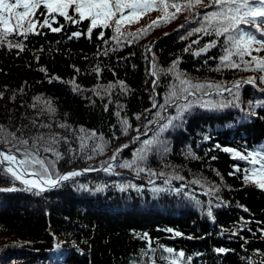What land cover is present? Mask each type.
<instances>
[{
	"label": "trees",
	"instance_id": "16d2710c",
	"mask_svg": "<svg viewBox=\"0 0 264 264\" xmlns=\"http://www.w3.org/2000/svg\"><path fill=\"white\" fill-rule=\"evenodd\" d=\"M208 4L204 0L200 6L182 10L171 22L161 23L138 39L127 34L136 33L139 27L125 25L119 43L112 39L113 28L95 29L88 38L90 21L73 24L57 17L64 25L59 33L38 29L42 35L29 34L26 39L10 36L14 45H24L23 51L0 44V144L19 158L25 150L35 154L54 175L73 165L104 166L116 154L118 143L127 141L147 114L143 132L152 129L144 137L153 140L167 118L177 114V105H193L159 134V142L144 153L145 159H137L144 144L136 148L138 151L131 148L115 163L116 173L110 169L81 173L39 195L23 190L0 192V264H52L51 249L56 244L61 245L62 253L56 264H133L140 259V250L147 247L138 235L143 233L152 239L157 258L162 245L184 251L186 257H192L191 264H258V252L264 253V191L245 184L243 171L235 172V166L243 170L249 164L214 147L224 144L246 152L264 145V107H256L257 102L264 103V93L258 90L264 83L259 82V72L221 64L223 37L208 52L194 55L217 39L203 32L182 34L184 25L201 26L206 9L213 7ZM245 28L253 31L251 26ZM74 31L82 35L69 39ZM161 34L153 45L159 82L152 88L148 49ZM258 55L264 56V52ZM174 61L188 76H173L169 70ZM197 77L219 79L223 85L207 98L202 94L207 87L194 96L183 89L173 90L176 81L193 83ZM249 77L257 78L256 86L244 83ZM73 81L78 91L73 90ZM237 81L242 85L241 109H234L237 104L231 102L236 95L224 91ZM153 89L159 92L157 100ZM173 91L176 95L170 98ZM177 98L170 108L168 104ZM154 103L157 106L149 110ZM221 103L229 106H201ZM124 120L130 125L126 131ZM93 132L95 136H91ZM22 139L28 144L20 146ZM33 140L36 149L29 147ZM133 160L136 163L131 167L121 166ZM141 168L144 171H138ZM127 171L131 173H124ZM192 176L198 183L190 181ZM205 178L221 191L209 189L211 181L206 180V184ZM10 186L11 179L0 176V188ZM14 186L23 188L18 181ZM157 188L165 190L154 191ZM209 201L214 220L206 214ZM169 228L183 235L175 237L174 232L166 231ZM217 248L226 251L218 254ZM158 264L162 262L158 260Z\"/></svg>",
	"mask_w": 264,
	"mask_h": 264
},
{
	"label": "snow or ice",
	"instance_id": "6c2138e0",
	"mask_svg": "<svg viewBox=\"0 0 264 264\" xmlns=\"http://www.w3.org/2000/svg\"><path fill=\"white\" fill-rule=\"evenodd\" d=\"M201 3H204V0H186L184 3H182L181 0H0V44L7 43L9 49L16 47L20 51H23L24 45L19 42L14 45L9 37L15 35L26 39L29 34L42 35L43 33L38 29H48L53 33H59L63 30L64 25L60 23L57 17H61L64 21L73 24H78L85 20L90 21V25L87 27L88 38H91L95 29L113 28L114 35L112 39L119 43V37L125 35L122 28L125 25L138 23L139 20L149 12L161 11L163 16L158 17L157 20L152 21L143 29H139L136 33H128V36L138 39L153 28L159 27L161 23L166 24L171 22V20L177 18V14L182 10L190 9ZM210 5H214L217 10L206 13L203 17L201 26L193 29L189 32V35L203 32L204 35L214 34L217 39L209 41L199 52L194 53V55L198 56L208 52L211 48L216 47L219 38L223 37L225 54L220 57L221 64L231 69L259 72V82L264 83V56L258 55L264 52V26H262L264 25V0H210ZM168 9H174L175 11L169 12ZM70 10L72 11V15L69 14ZM41 17H43L42 21ZM54 24L59 26H53ZM245 26H251L253 31L246 30ZM81 35L82 33L80 31H74L70 34L69 39L79 38ZM103 37L104 32L100 31L99 38L103 39ZM193 43H199V41H193ZM188 50L189 49H185V51ZM148 51H151V49H148ZM253 53H256V55ZM105 54L107 53L105 52ZM233 57H236V59H233ZM154 59L155 57L153 56V60ZM176 63H178V61L173 62V68L169 71L175 69ZM152 67L153 71L151 75L158 79V73L155 71L154 63ZM41 71L46 70L41 69ZM76 71L79 70L76 69ZM96 71L99 72V69H96ZM177 79H180L179 73L177 74ZM156 82V80H153V88H155ZM71 83L74 84V81ZM180 83L182 86H186L183 88V91L193 96L197 91L205 89L206 87L216 88L218 90L222 87L221 85L215 84H193L186 79H181ZM244 83L256 86L257 78L249 77ZM240 86V81L234 83L233 88L236 89V93L239 92ZM120 87L122 90H126V86L123 82H120ZM233 88H224V91L231 93L233 92ZM73 90L78 91V86L74 84ZM258 90L264 93V88ZM175 95V91L171 92L170 98ZM184 99L187 101V96H185ZM156 106L157 105L154 103L153 107ZM192 106L193 105L190 103H185L183 106L177 105V114L175 116H169L167 122L160 126L157 138L145 140L143 142L145 147L137 154V159H145L144 153L150 149L154 143L159 142V134L172 126L174 120L181 119L183 113L189 111ZM201 106L211 109H222L229 105L221 103L219 105L211 104ZM160 107L163 108L164 105H160ZM256 107H264V103L257 102ZM252 114L255 115V113ZM157 115L159 116L160 114L157 113ZM137 119H139V117H137ZM161 119H164V117H161ZM149 123H151V121H149ZM122 124L125 126V131L130 127L127 120L122 121ZM83 131L84 130L81 129V132ZM11 135L15 137V133ZM95 135L94 132L91 134V136ZM205 139H208V137H205ZM83 140L84 137H81V147H84ZM18 142L22 145L28 144L27 140H19ZM13 147H15V145H13ZM123 147L127 146L125 145ZM216 147L220 148L219 145H216ZM97 148L102 150V146H97ZM93 150L96 151L97 149ZM166 150L167 149H165V151ZM221 150L230 153L233 159L245 161L249 164L250 167L243 170L239 166H235V172L243 171L245 184L252 183L257 188L264 191V145L246 152H240L230 147H224ZM16 151L19 152L20 149L16 148ZM45 151H50V149H45ZM56 155L57 158H59V153ZM21 156L23 158H19L14 154L11 148L8 151H0V176L8 177L13 182V186L0 188V192L23 190L34 192L39 195L44 191L57 187L63 181L81 175L79 171H71L64 175H54L50 171V166L46 165V162L38 158L35 154L25 150L21 153ZM213 159H215V157H213ZM113 160H115V155L113 156ZM135 163L136 160H133L131 163L124 162L121 166L131 167ZM36 165L39 166L38 171H29V167ZM110 168L111 165L104 170L108 171ZM138 171H144V169L141 168ZM235 172L230 174H235ZM161 175L163 174L161 173ZM173 178L178 180L183 179V177L180 176H175ZM17 181L23 185L22 189L14 186ZM193 183H198V181H194ZM165 184H170V180H165ZM164 190L165 189L160 188L154 189L156 192ZM175 191L179 193L181 189H175ZM197 203L199 204L200 202L197 201ZM216 206L220 207L221 205L217 204ZM244 211H248V209L245 208ZM206 214L209 218L214 220L211 201H209ZM166 231L170 233L174 232V230L170 228L166 229ZM261 234L264 235V228L261 229ZM138 235L140 239L146 242L147 247L140 250V259L134 260L133 264H158V260L162 262V264H191L192 257H186L184 251L181 250L177 252L171 247H164L162 245L160 246L161 254L159 258H157L155 256L157 249L152 247V239L149 237L148 233ZM182 235L183 234L179 231L174 232L175 237ZM192 238L191 236L188 237V239ZM51 251L53 256L50 259L52 264H56L57 261L62 259L61 245L56 244ZM215 251L218 254H223L226 250L224 248H217ZM150 253L151 255H149ZM165 253L167 255H164ZM258 255L261 256V260L258 264H264V253L258 252Z\"/></svg>",
	"mask_w": 264,
	"mask_h": 264
},
{
	"label": "rangeland",
	"instance_id": "374dc122",
	"mask_svg": "<svg viewBox=\"0 0 264 264\" xmlns=\"http://www.w3.org/2000/svg\"><path fill=\"white\" fill-rule=\"evenodd\" d=\"M209 1V4H208V6H212V5H210V0H208ZM181 2L183 3V1L181 0ZM202 4V3H201ZM200 4V5H201ZM200 5H197V6H200ZM207 6V7H208ZM207 10V12H211V11H216L217 10V8L213 5V7H211L210 9H206ZM168 11L169 12H173V11H175L174 9H168ZM163 16V13L161 12V11H152V12H149L148 14H146L144 17H142L140 20H139V22L138 23H134L137 27H139V29H143L145 26H147L148 24H150L151 23V21H153V20H157V18L158 17H162ZM190 20H192V21H195L194 19H189V21ZM191 21V22H192ZM187 21L186 20H184V22H183V24L184 23H186ZM180 23V22H179ZM195 26H196V24H187V25H184V30L182 31L183 33L182 34H184V33H186V32H190V30L192 31L194 28H195ZM179 33H181L180 31H179ZM162 35V34H161ZM161 35H159V36H161ZM159 36H158V38H159ZM158 38H156L154 41H153V43L151 44V46H150V49H151V51H149V56H150V58H151V62H150V65H151V67H152V65H153V63L155 64V71H156V69H157V61L154 59L153 60V53H152V51H153V45L155 44V42H156V40H158ZM178 65H179V63H176V66H175V69L174 70H172L171 71V73L173 74V76H176L177 77V74L179 73L180 74V78L181 77H186V76H188L186 73H184L183 72V69H181L180 67H178ZM153 68V67H152ZM173 68V65L172 66H170V69H172ZM157 72V71H156ZM158 73V72H157ZM158 76H159V74H158ZM154 77V76H153ZM157 78V77H156ZM153 79V78H152ZM151 79V80H152ZM159 82V78L157 79V82H156V84ZM176 83V85H177V87H173V90H175L176 88L177 89H183L184 87H186V86H182L181 85V83H180V80H178V81H176L175 82ZM193 83H209V84H215V85H223L222 84V82L219 80V79H212V78H208V77H197L196 78V80L195 81H193ZM150 84H151V82H150ZM242 86V85H241ZM240 86V87H241ZM231 87V86H230ZM207 90L205 91V92H202V94H204L205 95V97L207 98V96L209 95V94H211V93H213V91L216 89V88H206ZM222 90V89H221ZM153 91H154V95H155V91H157V93H158V95L156 96V97H154V99L156 98V100H157V98H158V96H159V92H158V90L157 89H153ZM217 91H220V89L218 90L217 89ZM185 92V91H184ZM231 95H236L235 97H234V99H233V101H231L232 103H235V104H237V106L236 107H234V109H241V104H240V90H239V92L238 93H236V89H233V92H229V96H231ZM167 96L168 95H166L165 96V100H167ZM237 96H238V98H237ZM155 100V101H156ZM178 101V98L176 99V100H174V101H172L171 100V102L168 104V106L171 108V106L172 105H174L176 102ZM230 105H231V103H229ZM153 107V105L150 107V109L149 110H151V108ZM155 108V107H154ZM153 108V109H154ZM152 109V110H153ZM227 112V111H226ZM160 113V112H159ZM148 117V114L140 121V122H142V123H140V125H139V127H137V129L136 130H134L128 137H127V141L125 140L124 142H128L129 140H133V141H135L136 140V143L134 144V146L132 147V149L131 150H135V151H138L136 148L139 146V145H142V144H144L143 142L146 140V137H144L145 135L146 136H148L149 134H150V132H151V129H152V127L148 130V131H145V132H143V129L145 128V126L146 125H148V124H146V125H144V128H143V123H144V120L146 121V120H148L149 119V117ZM152 124V123H151ZM156 124V122H153V125H155ZM137 130H139V131H137ZM225 135H227V136H231L229 133H226ZM137 136H138V138H137ZM140 139V140H139ZM22 140H24V139H22ZM139 140V141H138ZM124 142H122V143H124ZM7 143H9V142H7ZM217 143L218 144H221L219 141H217ZM20 146H25V145H22V144H20V143H18ZM35 144V142H34V140L30 143V145H29V147L30 148H33V149H36V146L34 145ZM119 144L120 143H118V145H117V148L119 147ZM221 146L222 147H220V148H224V147H230V148H234V149H237L238 151H240V152H245V151H243V150H239L238 148H235V147H232V146H226V145H224V144H221ZM0 147H2L1 146V144H0ZM4 148V147H3ZM214 148H216V145H215V147ZM60 149V148H59ZM61 150V149H60ZM130 150V151H131ZM33 168H35V169H37L36 167H39L38 165H36V166H32ZM112 171H114L115 172V167H114V169L112 170ZM128 172H130V171H128ZM128 172H124V173H128ZM116 173V172H115ZM131 173V172H130ZM189 174H191V175H197L196 173H193V172H189ZM141 177V176H140ZM139 177V178H140ZM196 179L194 176H192L191 177V179H190V181L191 182H193V180L192 179ZM206 180H209V179H207V178H205V183H206ZM209 181H211V180H209ZM207 184V183H206ZM208 188L209 189H216V190H220V187L215 183V182H213V181H211L208 185ZM221 191V190H220Z\"/></svg>",
	"mask_w": 264,
	"mask_h": 264
},
{
	"label": "water",
	"instance_id": "95a60500",
	"mask_svg": "<svg viewBox=\"0 0 264 264\" xmlns=\"http://www.w3.org/2000/svg\"><path fill=\"white\" fill-rule=\"evenodd\" d=\"M161 37H162V35L159 36V38H161ZM152 71H153V68H152ZM153 80L157 81V78L153 77V79L151 80V87L152 88H153ZM157 95H158V93H157V91H155L154 97H156ZM153 108L154 107H152L151 110ZM137 138H138V136H137ZM135 143H136V140L135 141L129 140L128 142L120 143V145H119V147L117 149V152L115 154V160H113V158H112L107 164H105L104 166H102L100 168L93 169V168L85 167L84 165H73V166H70L67 170L63 171L60 175L67 174V173H69L71 171H79L81 173H90V172L97 171V170H100V169H107V168H109V165H111L110 170H113L114 167H115V163L120 162L122 160V158L124 157V155L128 151H130V149L134 146ZM125 145L127 147H123ZM0 151H5V148L0 147ZM33 170H34L33 168H29V171H33Z\"/></svg>",
	"mask_w": 264,
	"mask_h": 264
}]
</instances>
